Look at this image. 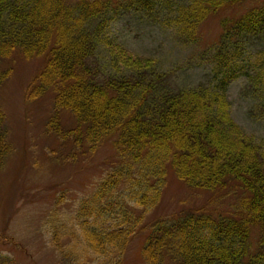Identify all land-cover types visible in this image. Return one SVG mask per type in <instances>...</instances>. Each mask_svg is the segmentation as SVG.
Masks as SVG:
<instances>
[{
  "label": "trees",
  "instance_id": "obj_1",
  "mask_svg": "<svg viewBox=\"0 0 264 264\" xmlns=\"http://www.w3.org/2000/svg\"><path fill=\"white\" fill-rule=\"evenodd\" d=\"M242 1L0 0V86L17 54L42 59L31 96L52 91L95 144L114 140L119 164L77 214L88 223L85 250L106 264L123 261L171 173L213 198L150 222L146 264H264V137L236 121L228 93L229 79L245 76L243 94L264 117V1L222 17L206 62L212 76L195 86L178 88L158 59L106 34L113 19L134 11L196 43L213 13ZM2 142L0 131V157ZM0 264L16 263L0 255Z\"/></svg>",
  "mask_w": 264,
  "mask_h": 264
},
{
  "label": "rangeland",
  "instance_id": "obj_2",
  "mask_svg": "<svg viewBox=\"0 0 264 264\" xmlns=\"http://www.w3.org/2000/svg\"><path fill=\"white\" fill-rule=\"evenodd\" d=\"M261 1L243 0L213 13L196 43L183 42L172 29L134 11L113 19L106 34L134 54L158 59L161 70L172 73L178 88L195 86L212 76L208 52L220 38L222 17ZM102 52L110 56L106 49ZM41 60L17 54L0 86V255L15 259L16 264H106L103 256L85 250L90 247L86 244L88 223L82 224L77 214L81 202L119 164L115 163L114 140L95 144L80 130L71 110L56 106L52 91L31 96L29 88L42 67ZM245 84L242 75L229 79L233 116L247 131L264 137V117L259 116L252 97L243 94ZM213 194L184 184L171 173L159 205L147 217V225L132 237L120 264H146L142 248L150 222L202 206ZM258 236L255 231L253 240Z\"/></svg>",
  "mask_w": 264,
  "mask_h": 264
}]
</instances>
